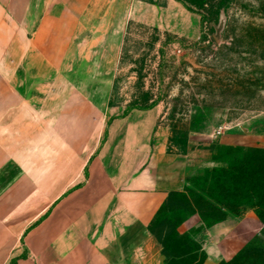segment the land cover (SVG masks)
Returning <instances> with one entry per match:
<instances>
[{
	"label": "rangeland",
	"instance_id": "1",
	"mask_svg": "<svg viewBox=\"0 0 264 264\" xmlns=\"http://www.w3.org/2000/svg\"><path fill=\"white\" fill-rule=\"evenodd\" d=\"M49 1L0 35V133L26 154L101 135L118 161L150 135L183 187L153 222L156 264H264V0ZM49 12L70 20L32 46Z\"/></svg>",
	"mask_w": 264,
	"mask_h": 264
},
{
	"label": "crops",
	"instance_id": "2",
	"mask_svg": "<svg viewBox=\"0 0 264 264\" xmlns=\"http://www.w3.org/2000/svg\"><path fill=\"white\" fill-rule=\"evenodd\" d=\"M48 4L52 8L53 0ZM34 5L0 0V35L29 25ZM50 14L32 46L43 43L51 18L56 25L70 20L63 12ZM77 136L82 148L75 149L74 135L66 133L60 148L55 137L47 148L35 145L26 154L0 133V264H156L153 222L171 193L183 189L154 163L168 156L153 150L149 162L145 133L132 135L147 138L145 147L133 148L134 161L116 160L111 149L101 148V135L93 150L88 135Z\"/></svg>",
	"mask_w": 264,
	"mask_h": 264
},
{
	"label": "trees",
	"instance_id": "3",
	"mask_svg": "<svg viewBox=\"0 0 264 264\" xmlns=\"http://www.w3.org/2000/svg\"><path fill=\"white\" fill-rule=\"evenodd\" d=\"M260 152H261V151H260ZM261 181H262V184H263V183H264V176H262V180H261ZM255 182H256V181H255V177H254V176H249V177H248V180H247V182H246V184H247L248 186L245 185V188L248 189L247 191H249L250 193H252L254 187L259 185V188H258V191H257V192H259L260 195H261V197L264 198V185H260L261 183L257 185V183H255ZM174 194H175V192H172V193H171L169 199L167 200V203H168V201H169L171 198H173ZM167 203H166V204H167ZM261 211H262V213H263V217H264V205H261ZM226 264H229V263H226Z\"/></svg>",
	"mask_w": 264,
	"mask_h": 264
}]
</instances>
